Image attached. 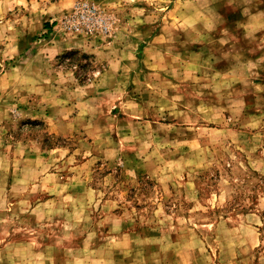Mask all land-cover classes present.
I'll return each instance as SVG.
<instances>
[{
  "label": "rangeland",
  "instance_id": "rangeland-1",
  "mask_svg": "<svg viewBox=\"0 0 264 264\" xmlns=\"http://www.w3.org/2000/svg\"><path fill=\"white\" fill-rule=\"evenodd\" d=\"M0 264H264V0H0Z\"/></svg>",
  "mask_w": 264,
  "mask_h": 264
},
{
  "label": "built area",
  "instance_id": "built-area-1",
  "mask_svg": "<svg viewBox=\"0 0 264 264\" xmlns=\"http://www.w3.org/2000/svg\"><path fill=\"white\" fill-rule=\"evenodd\" d=\"M97 15H101V12H99L96 7L89 5L88 3H81L78 4L74 11L67 17V21L71 23V28L76 30L93 27L91 31L99 30L105 32L107 30L106 22L103 17L102 19ZM94 20L99 24V28L93 25H88L91 22H94Z\"/></svg>",
  "mask_w": 264,
  "mask_h": 264
}]
</instances>
